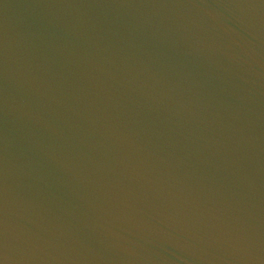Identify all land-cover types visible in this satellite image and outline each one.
Instances as JSON below:
<instances>
[{"label": "water", "instance_id": "obj_1", "mask_svg": "<svg viewBox=\"0 0 264 264\" xmlns=\"http://www.w3.org/2000/svg\"><path fill=\"white\" fill-rule=\"evenodd\" d=\"M0 264H264V0H0Z\"/></svg>", "mask_w": 264, "mask_h": 264}]
</instances>
